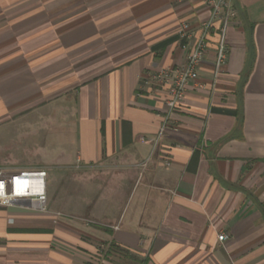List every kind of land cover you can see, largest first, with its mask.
<instances>
[{
    "label": "crops",
    "instance_id": "obj_1",
    "mask_svg": "<svg viewBox=\"0 0 264 264\" xmlns=\"http://www.w3.org/2000/svg\"><path fill=\"white\" fill-rule=\"evenodd\" d=\"M231 3L227 63L216 23L154 145L148 75L183 62L204 0H0V134L22 120L27 145L0 158V197L43 170L48 206H0V264H264V0Z\"/></svg>",
    "mask_w": 264,
    "mask_h": 264
},
{
    "label": "built area",
    "instance_id": "obj_2",
    "mask_svg": "<svg viewBox=\"0 0 264 264\" xmlns=\"http://www.w3.org/2000/svg\"><path fill=\"white\" fill-rule=\"evenodd\" d=\"M231 1L204 0L206 7L209 9V14L205 20L201 21L197 32L187 22H182L177 31L179 39L186 43L183 62L148 75L153 84L165 87L167 93L165 112L162 117V124L153 141L154 145L159 142L166 132L170 123V115L182 104L187 89L189 87H200L198 83L199 68L205 57L209 33L216 23L218 24V41L215 51V71L218 73L227 63L226 32L231 21L238 14L237 8L232 5ZM45 179L46 172L43 170L24 172L20 178V185L15 187L9 195L0 197V206L47 213ZM225 239V234L218 236L219 241Z\"/></svg>",
    "mask_w": 264,
    "mask_h": 264
},
{
    "label": "rangeland",
    "instance_id": "obj_3",
    "mask_svg": "<svg viewBox=\"0 0 264 264\" xmlns=\"http://www.w3.org/2000/svg\"><path fill=\"white\" fill-rule=\"evenodd\" d=\"M30 122H32V121H30ZM23 126H24L23 121L22 120H17L16 122H14L11 125V127L15 128L12 132L10 131V133L0 134V149H1L0 158H3L5 154L11 153V152H13L14 156L16 155V157H19V158L22 157L23 147H26L27 145L24 146V144H23V136L18 131H20V128L23 127ZM51 135H52V133H51ZM22 169L23 170H29V169L31 170V169H34V168L24 167ZM62 184L63 185L60 187V190H61L60 195H66L69 185H68L67 182H64ZM66 186H67V189L65 190ZM64 190H65V192L63 194ZM59 200H61V198ZM65 200H68V199L65 198ZM66 206H68V203H66ZM62 215H63V217L64 216H67V217L70 216V217L74 218V220L77 221L79 224L91 225L90 221L85 220L82 217H77L76 215H71V214H67V213H63ZM64 218H66V217H64ZM67 219H69V218H67ZM80 219H82L84 221H81Z\"/></svg>",
    "mask_w": 264,
    "mask_h": 264
},
{
    "label": "trees",
    "instance_id": "obj_4",
    "mask_svg": "<svg viewBox=\"0 0 264 264\" xmlns=\"http://www.w3.org/2000/svg\"><path fill=\"white\" fill-rule=\"evenodd\" d=\"M215 32H217V33H218V31H215Z\"/></svg>",
    "mask_w": 264,
    "mask_h": 264
}]
</instances>
